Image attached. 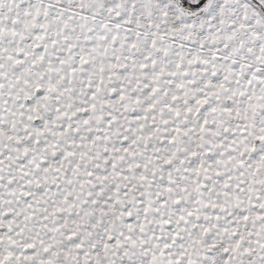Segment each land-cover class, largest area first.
Returning a JSON list of instances; mask_svg holds the SVG:
<instances>
[{"label":"snow or ice","instance_id":"obj_1","mask_svg":"<svg viewBox=\"0 0 264 264\" xmlns=\"http://www.w3.org/2000/svg\"><path fill=\"white\" fill-rule=\"evenodd\" d=\"M0 264H264V0H0Z\"/></svg>","mask_w":264,"mask_h":264}]
</instances>
